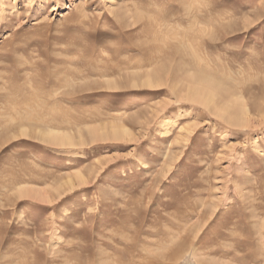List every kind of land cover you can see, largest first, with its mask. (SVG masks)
Instances as JSON below:
<instances>
[{"label": "rangeland", "instance_id": "obj_1", "mask_svg": "<svg viewBox=\"0 0 264 264\" xmlns=\"http://www.w3.org/2000/svg\"><path fill=\"white\" fill-rule=\"evenodd\" d=\"M0 264H264V0H0Z\"/></svg>", "mask_w": 264, "mask_h": 264}, {"label": "bare ground", "instance_id": "obj_2", "mask_svg": "<svg viewBox=\"0 0 264 264\" xmlns=\"http://www.w3.org/2000/svg\"><path fill=\"white\" fill-rule=\"evenodd\" d=\"M204 18V17H203ZM202 20V19H201ZM222 20V19H221ZM222 23V22H221ZM220 23V24H221ZM219 24V23H218ZM219 24V25H220ZM222 25V24H221ZM222 27H224V26H222ZM222 27H221V29H222ZM224 30V29H223ZM223 30H221V31H223ZM204 31V30H203ZM213 31V30H212ZM205 33V32H204ZM189 43V42H188ZM142 63V62H141ZM131 66V65H130ZM196 99H198V100H200V97H195ZM197 100V101H198ZM245 107V106H244ZM7 125V124H6ZM13 126V125H12ZM17 125L16 124H14V127L13 128H15ZM10 127V126H9ZM19 127V126H18ZM10 130H11V127L9 128ZM17 129V128H16ZM49 135H50V137H51V139H52V141H58V142H60V143H64V142H67V141H65L66 139L65 138H68V136L66 135V134H59L58 132H56V131H50V133H49ZM66 136V137H65ZM22 193H24V192H22Z\"/></svg>", "mask_w": 264, "mask_h": 264}]
</instances>
